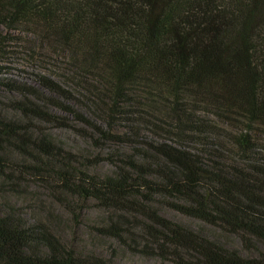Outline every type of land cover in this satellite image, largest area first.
<instances>
[{
	"label": "trees",
	"instance_id": "obj_1",
	"mask_svg": "<svg viewBox=\"0 0 264 264\" xmlns=\"http://www.w3.org/2000/svg\"><path fill=\"white\" fill-rule=\"evenodd\" d=\"M1 28L6 33L0 52L1 41L18 33L48 53L61 81L37 73L36 82L64 100L51 104L33 86L8 84L19 91L21 98L10 104L21 116L0 115V178L29 177L32 171L56 182L80 209L94 201L106 213L102 225L91 226L94 233L132 250L141 246L145 256L174 264H264V158L256 157L258 143L247 131L232 135L228 147L215 142L200 152L143 138L116 156L113 174L101 176L88 169L104 158L82 164L32 128L34 120L71 128L72 117L101 141L121 143L103 125L111 127L126 112L120 100L129 85L148 81L174 101L175 136L187 134L186 104L179 99L184 95L223 118L242 116L249 132L255 126L264 134V0H0ZM74 96L84 110L74 106ZM105 101L107 109L100 105ZM15 153L25 160H16ZM164 209L237 236L241 249ZM135 240L136 247L127 245ZM0 264L115 263L65 245L46 230L37 233L20 214L0 208Z\"/></svg>",
	"mask_w": 264,
	"mask_h": 264
},
{
	"label": "rangeland",
	"instance_id": "obj_2",
	"mask_svg": "<svg viewBox=\"0 0 264 264\" xmlns=\"http://www.w3.org/2000/svg\"><path fill=\"white\" fill-rule=\"evenodd\" d=\"M5 33L6 31L1 28L0 36H4ZM14 35L6 37L4 39L6 43L1 39L4 51L0 52V67H2L0 69V115L10 119H19L21 114L15 111L10 103L12 100L20 99L21 96L19 91H12L8 84L16 87L23 84L33 86L40 100L46 101L44 99L46 97L51 104L53 101L60 102L64 99L51 95L36 82L37 73L50 75L57 81H61L60 72L52 69V61L48 53L38 44H34L31 38L18 33ZM166 94V91L154 90L148 81L127 87L125 96L120 100L123 103L120 107L126 112L121 115L117 114L111 127L103 125L104 130L110 135L122 137L123 142L121 143H116L120 142L119 140L101 141L93 128L76 123L72 117H68L52 105L43 107L58 116L68 117L73 127H57L34 120L32 128L35 131L34 135L43 131L54 143L75 155L77 161L82 164H87V161L94 163L97 159L104 158L96 167L88 169L101 176L113 174L114 165L119 164L114 163L119 160L116 156L121 157L120 152L126 154L131 147L139 146L138 142L143 138L154 137L157 140H166L170 144L186 148L191 152H200L207 150L208 146L215 142L221 144L222 147H228L233 140L232 135L247 131L256 138L258 143L256 157L264 158V134L260 130L253 126L252 131L249 132L242 116H239L241 119L235 116L228 119L223 118L216 108L196 102L190 96L184 95L179 98L186 104L183 105L186 111L183 113L182 123L187 126L185 128L187 134L175 136L173 134L175 127L173 122L171 123V118L174 117L176 106ZM98 95L99 98H103L106 94L101 90ZM72 101L77 109L84 110L81 99L74 96ZM107 103V101L100 102V105L107 109L105 106ZM100 117L98 118L102 121L105 119L101 114ZM91 121L94 122L95 119ZM96 124L99 125V121ZM5 152L7 155L11 154L9 150ZM20 154L15 153L14 157L22 162L25 157ZM42 166L44 165L40 166L41 169L46 170V167ZM29 175V177L0 178V208H10L20 214L27 225L33 226L37 233L46 230L59 237L65 245L94 251L110 258L115 264H174L171 260L143 255L138 250L141 246L137 250H132L115 239L96 235L91 226L102 225L106 220V213L103 209L98 207L94 201L83 205V209H80V203L59 189L56 182H52L47 177L35 176L32 171ZM71 209L76 212L77 216L73 217ZM162 211L189 227L203 230L223 244L241 249L240 240L235 235H229L213 226L178 215L170 210ZM127 243L129 247L134 248L138 240H135L133 245Z\"/></svg>",
	"mask_w": 264,
	"mask_h": 264
}]
</instances>
